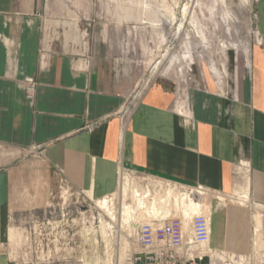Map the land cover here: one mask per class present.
I'll use <instances>...</instances> for the list:
<instances>
[{
    "label": "crops",
    "instance_id": "crops-1",
    "mask_svg": "<svg viewBox=\"0 0 264 264\" xmlns=\"http://www.w3.org/2000/svg\"><path fill=\"white\" fill-rule=\"evenodd\" d=\"M65 1L0 0V264H95L99 255L91 238L84 240L90 246L84 250H67L66 236L52 239L64 219H21L23 211L34 217L38 206L19 202V194L33 190L19 192L17 183L34 174L42 185L38 192L75 191L101 199L117 191L120 165L147 182L244 194L240 204L249 202V217L242 210L236 214L239 207L232 204L210 213V246L222 251L220 257L246 253L252 223L261 222L264 209V0L257 3L259 37L248 70L235 76L228 94L191 90L185 112L174 107L175 93L163 80L127 108L128 77L115 76L99 52L68 50L66 39L87 49L104 48L105 40L93 32V40L85 42L80 27L67 31L60 25L61 18L76 13ZM28 77L38 83L33 100L24 90ZM213 77L202 70L210 85ZM28 151L39 154L28 158ZM50 177L62 188H48ZM158 204L154 200V209ZM54 207L49 201L43 206ZM12 228L20 232L15 243ZM215 255L213 250L212 260Z\"/></svg>",
    "mask_w": 264,
    "mask_h": 264
},
{
    "label": "rangeland",
    "instance_id": "rangeland-1",
    "mask_svg": "<svg viewBox=\"0 0 264 264\" xmlns=\"http://www.w3.org/2000/svg\"><path fill=\"white\" fill-rule=\"evenodd\" d=\"M258 1L66 0V9H73L76 13L74 16L61 18L59 24L64 25L67 31H72L73 25L80 27L82 32H86L83 37L85 42L88 39L93 40V32L97 33V38L101 35L100 39L105 40V43L104 48L99 49H87L84 44L80 45L79 41L71 42L73 40L67 39L65 41L70 46L68 48L70 52L77 54L99 52L100 56L110 61L108 68L115 76L129 78L131 89L130 98L125 105L127 108L132 107L139 94L152 83L163 80L175 93L174 107L185 112L184 101L191 90L206 87L228 94L234 88L235 76L248 70L251 51L259 37ZM185 6L188 8V16L184 15ZM172 14L175 15L173 21ZM182 22L184 26L179 28ZM202 52L214 61V68L202 56ZM202 70L216 77L212 78L211 85L203 80ZM26 154L28 158H35L39 152L37 154L36 151H28ZM23 180L19 178L17 190L19 188L20 192L22 188L28 187L33 191L26 195L19 194L17 196L19 202L27 206H38V209L34 212V217L29 211H23L21 219L38 218L40 221L44 218L64 219L63 228L52 230V239L55 235L57 240L66 236L67 250L79 249L80 246L83 250L90 249L89 243L84 244V240L91 238L94 244L92 250H97L99 255L95 264L127 263L129 239L123 236V232L126 231L124 222L126 224L132 214L129 211L122 213L124 208L121 210L120 206L123 199L125 204L131 202L129 189L125 188V191H122L120 188L112 194L111 201L107 200L109 196L92 200L75 191L67 193L55 191L52 195L44 191L38 192L42 185L34 174ZM49 181L48 188H62L53 177H50ZM202 193L196 191L193 197L198 194L201 196ZM204 194L206 199L203 198L204 207H200L201 211L210 214L218 205L223 210L232 204L244 208L241 212L249 217V202L244 206L240 204L244 194L234 192L230 195H216L207 191ZM142 200L145 201L143 205L146 207L145 210L151 214L155 208L154 201L145 198ZM185 200L181 197L176 202L181 213L185 210ZM47 201L54 203L55 207L44 211L43 206ZM137 202L140 203V200H136L133 206L138 208ZM204 204L208 206L205 207ZM142 216L144 217L143 213ZM112 217L117 220L113 222ZM188 217L185 223L190 225ZM121 225L124 226L123 229ZM66 229L67 231L63 232ZM47 232L50 231H44ZM11 233L14 234V239H17L12 243L18 242L20 232L12 228ZM61 246L62 244L59 245ZM36 249L40 251L41 244H36ZM214 251L216 255L212 260L213 264H235L226 254L220 257V252ZM37 261L42 262V257ZM85 262L83 264H90Z\"/></svg>",
    "mask_w": 264,
    "mask_h": 264
},
{
    "label": "built area",
    "instance_id": "built-area-1",
    "mask_svg": "<svg viewBox=\"0 0 264 264\" xmlns=\"http://www.w3.org/2000/svg\"><path fill=\"white\" fill-rule=\"evenodd\" d=\"M37 84L32 77L24 80L27 98H35ZM117 181V190L127 188L130 191L132 198L127 204L134 205L136 200L142 198L161 202L158 209L151 211V214L145 212L144 207L132 214L133 227L123 232L124 238L129 239L130 246L126 264H211L212 252L217 250L210 246L211 215L206 211L192 213L190 225H187L181 217V212L175 207L177 199L183 197L182 193L185 192V199L190 206V197L194 196L195 191L205 193V187H190L171 181L159 183L139 180L133 170L122 165L117 171ZM123 202L124 199L121 201V210ZM252 224L249 250L243 254L233 253V257L239 260L240 264H264V209L259 230L254 222ZM230 254L227 257L231 258Z\"/></svg>",
    "mask_w": 264,
    "mask_h": 264
},
{
    "label": "bare ground",
    "instance_id": "bare-ground-1",
    "mask_svg": "<svg viewBox=\"0 0 264 264\" xmlns=\"http://www.w3.org/2000/svg\"><path fill=\"white\" fill-rule=\"evenodd\" d=\"M184 15L185 16H188V8L185 6V8H184ZM190 17V16H189ZM173 19H175V15L174 14H172V18H171V20L173 21ZM185 19V18H184ZM170 20V21H171ZM183 21V20H182ZM187 22H188V20H187ZM182 26H184L183 25V22L182 23H180L179 24V28H181ZM197 33V32H196ZM211 55V54H210ZM202 56L205 58V59H207L208 61H209V64L214 68V61L213 60H211L210 58H207L206 57V55H205V52H202ZM122 189V191L124 190L125 191V188H121ZM119 190H120V188H119ZM118 190V191H119ZM112 196V195H111ZM111 196H109V197H107V200L108 201H111V200H113V198L111 197ZM183 199L184 198H186V196H183L182 197ZM203 198H205L206 199V196H205V194H201V196H200V194H198V196H195V197H193V196H191L190 197V201L191 202H195V203H191L190 202V206H189V204L188 203H185V210H183L182 211V213H181V217L183 218V220L185 221L186 220V217H188V219H190L191 218V216H192V213H196V212H199V211H201V206L202 207H204L203 206ZM142 199H144V198H142ZM142 199H139L140 200V203L139 202H137L138 203V208H137V206H133V205H130V204H125V202L123 203L124 204V206H123V210H122V213H124V212H126V211H129L131 214H133V213H136L137 212V210H139V209H141V208H143V210L145 211V212H148V211H146L145 209H146V207L145 206H143V205H145V201L144 200H142ZM105 201V200H104ZM186 201V200H185ZM176 203V202H175ZM110 204H112V203H110ZM140 204V205H139ZM201 204V205H200ZM104 205H106V204H104ZM205 206L207 205V204H204ZM107 206H108V204H107ZM175 207L177 208V204L175 205ZM106 208V207H105ZM113 210L115 209L114 207L112 208ZM158 209V208H157ZM153 210H154V208H153ZM177 210H178V208H177ZM239 210H244V208H239V209H237V213L236 214H242ZM245 214V213H244ZM132 218L133 217H130V219L127 221V223L125 224V222H124V226L123 225H121V227H122V229H123V227H124V230H126V231H129V230H131V228L133 227V225H132V223H131V220H132ZM128 219V218H127ZM116 221L117 219L115 218V217H112V221ZM190 221H191V219H190ZM107 224H109V223H107ZM260 225H261V222L260 223H256L255 224V226H256V228L259 230V227H260ZM112 228V227H111ZM126 228V229H125ZM211 229H212V225H211ZM258 233V232H257ZM258 235L260 236V234L258 233ZM129 241H127V243H128ZM128 246H129V243H128ZM130 247V246H129ZM235 254H237V253H235ZM227 256V255H226ZM230 256H231V258H232V260H233V262L236 264V263H238V264H240V261L239 260H236L233 256H234V254L233 253H231L230 254ZM211 264H213V262H211Z\"/></svg>",
    "mask_w": 264,
    "mask_h": 264
}]
</instances>
